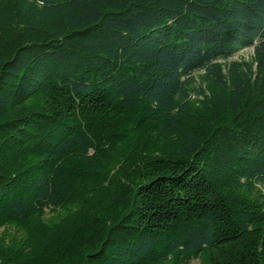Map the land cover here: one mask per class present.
<instances>
[{
	"label": "trees",
	"instance_id": "obj_1",
	"mask_svg": "<svg viewBox=\"0 0 264 264\" xmlns=\"http://www.w3.org/2000/svg\"><path fill=\"white\" fill-rule=\"evenodd\" d=\"M0 228V264H264V0H0Z\"/></svg>",
	"mask_w": 264,
	"mask_h": 264
},
{
	"label": "rangeland",
	"instance_id": "obj_2",
	"mask_svg": "<svg viewBox=\"0 0 264 264\" xmlns=\"http://www.w3.org/2000/svg\"><path fill=\"white\" fill-rule=\"evenodd\" d=\"M253 55V48H246L244 50L239 51L234 57V60L239 59H250ZM4 230V228H0V233ZM191 264H199L197 261L192 262Z\"/></svg>",
	"mask_w": 264,
	"mask_h": 264
}]
</instances>
